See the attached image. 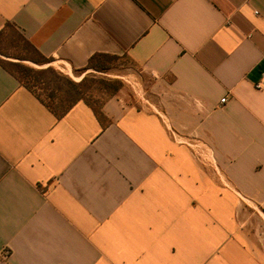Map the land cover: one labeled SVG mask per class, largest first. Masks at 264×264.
I'll return each instance as SVG.
<instances>
[{"label":"crops","instance_id":"1","mask_svg":"<svg viewBox=\"0 0 264 264\" xmlns=\"http://www.w3.org/2000/svg\"><path fill=\"white\" fill-rule=\"evenodd\" d=\"M8 24L68 75L104 53L153 84L103 124L0 65V264H264V0H0Z\"/></svg>","mask_w":264,"mask_h":264},{"label":"rangeland","instance_id":"2","mask_svg":"<svg viewBox=\"0 0 264 264\" xmlns=\"http://www.w3.org/2000/svg\"><path fill=\"white\" fill-rule=\"evenodd\" d=\"M8 38H2L0 40V49L8 56H4L0 53V59L6 62L22 63L25 66L34 69L53 68L55 72L62 75L64 78H68L76 83H80L85 77L86 88L84 90L85 98L97 109H101L106 102L110 99L127 95L130 101L134 104L142 103L147 105V100L152 95L150 87L153 84V78L150 77L142 68L132 63L126 56H119L114 61L113 68L107 73H100L94 70H89L82 74H70L68 75L62 69L46 64L39 66L30 60H21L22 58H35L38 59V55L30 48L28 43L22 38V36L15 30L9 31ZM14 70L18 77L22 79L23 73L18 68L9 66ZM51 76V75H50ZM82 77V78H81ZM104 80L106 82L119 81L122 82V88L115 94L111 95L112 85L102 84L99 81ZM63 82H65L63 80ZM249 231L254 232L252 228V218L250 219ZM259 225L257 226V228ZM264 232V223L261 226Z\"/></svg>","mask_w":264,"mask_h":264},{"label":"trees","instance_id":"3","mask_svg":"<svg viewBox=\"0 0 264 264\" xmlns=\"http://www.w3.org/2000/svg\"><path fill=\"white\" fill-rule=\"evenodd\" d=\"M12 30L17 31L11 24H8V26H6V29L0 32V40H2V38H8V33ZM22 38L24 37L22 36ZM24 40L38 55V59L22 58L21 60H30L39 66H44L52 62L51 59L41 57L25 38ZM0 53L4 56H8L1 49ZM117 57L119 56L104 53L95 54L90 58L87 67L83 70L82 73H85L89 70H94L100 73H107L113 68L114 61L117 59ZM0 65L10 73H12V75H14V77H16L20 81V83L25 86L56 117L63 118L77 103L83 101L90 107H92L98 119L103 124L105 123V117L101 111L102 108L97 109L84 96V90L87 86V77H85L80 83H76L68 78H64L62 75L57 74L51 67L34 69L25 66L22 63L6 62L1 59ZM9 66L21 70V72L23 73L22 79L18 77L16 72L10 69ZM63 80L65 82H63ZM99 82L102 84L106 83L112 85V96L115 95L123 86L122 82L119 81L106 82L104 80H100Z\"/></svg>","mask_w":264,"mask_h":264},{"label":"built area","instance_id":"4","mask_svg":"<svg viewBox=\"0 0 264 264\" xmlns=\"http://www.w3.org/2000/svg\"><path fill=\"white\" fill-rule=\"evenodd\" d=\"M257 88H258V89H261V88H262V84H258V85H257ZM226 102H227V98H224V99H222V101H221L222 104H225Z\"/></svg>","mask_w":264,"mask_h":264}]
</instances>
